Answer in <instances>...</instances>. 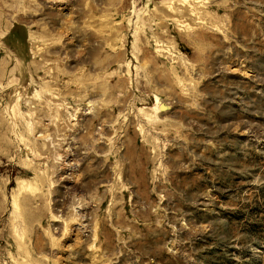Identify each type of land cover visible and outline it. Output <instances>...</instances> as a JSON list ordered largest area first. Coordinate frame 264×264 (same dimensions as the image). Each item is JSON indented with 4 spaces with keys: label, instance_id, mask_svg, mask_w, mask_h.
Wrapping results in <instances>:
<instances>
[{
    "label": "rangeland",
    "instance_id": "rangeland-1",
    "mask_svg": "<svg viewBox=\"0 0 264 264\" xmlns=\"http://www.w3.org/2000/svg\"><path fill=\"white\" fill-rule=\"evenodd\" d=\"M0 264H264V0H0Z\"/></svg>",
    "mask_w": 264,
    "mask_h": 264
}]
</instances>
